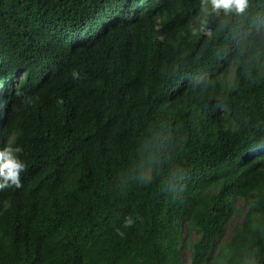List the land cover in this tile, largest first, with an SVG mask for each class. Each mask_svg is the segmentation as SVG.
Wrapping results in <instances>:
<instances>
[{
    "label": "trees",
    "instance_id": "1",
    "mask_svg": "<svg viewBox=\"0 0 264 264\" xmlns=\"http://www.w3.org/2000/svg\"><path fill=\"white\" fill-rule=\"evenodd\" d=\"M119 1L0 0V264H264V0Z\"/></svg>",
    "mask_w": 264,
    "mask_h": 264
},
{
    "label": "clouds",
    "instance_id": "2",
    "mask_svg": "<svg viewBox=\"0 0 264 264\" xmlns=\"http://www.w3.org/2000/svg\"><path fill=\"white\" fill-rule=\"evenodd\" d=\"M119 2L123 3V7L126 8L127 13L133 14L125 17L124 19H129L132 18L135 14L139 13L141 16L145 17L146 14H148L147 7L149 4L151 5V0H120ZM118 3V2H117ZM116 3V4H117ZM213 6L214 7H223V11H219L217 15L216 22L212 24L210 22L211 17L214 16H209V27H199V30H196V28L192 29V33L198 34L201 33V35H195L193 37H199L203 39V36L207 31L211 30H220L224 27L226 19L231 15L230 8H234L237 12L243 11L245 6H246V0H212ZM182 4H185L184 8V13L183 16L186 13H191L194 14V12L191 10V8L187 4V0L181 2L179 6ZM178 6V7H179ZM178 7H174L173 9H176ZM204 10L206 9V5L203 3ZM172 9V10H173ZM209 15H211L209 13ZM218 17H225V19L218 18ZM198 23H200L199 18L196 17V15L192 16L190 19V25L196 26ZM85 26V25H84ZM86 27V26H85ZM116 30L119 34V43L124 46L127 40V35L125 32H123L121 29L117 28L115 24L110 27L108 30ZM206 29V31H205ZM78 29H76L74 32L76 33ZM106 30V31H108ZM196 30V31H195ZM204 33V34H203ZM111 49H109L110 51ZM156 65L160 68L161 73H166L167 75V68L168 66L165 63V59L160 60L158 58H155ZM75 75V73L73 74ZM19 79V76L15 77L12 79V83L14 84L15 81ZM11 81H9L10 83ZM8 83V84H9ZM176 87H179L180 89V84L176 83L174 86L170 87L169 89V94L178 92L175 90ZM0 101H1V92H0ZM193 106V105H192ZM170 107V106H169ZM176 114L183 119H191L194 122H197L189 113V111H186L185 109L179 110L176 109ZM204 126V125H202ZM22 151V149L19 146L13 147V146H8L5 145L4 147L0 148V189L6 188V187H20V182H21V173L24 171L26 165L24 161L20 158L19 153ZM257 155V156H256ZM256 156L258 158H262L264 156V148L262 151L256 150L253 153L249 155V157ZM128 223H131L129 220Z\"/></svg>",
    "mask_w": 264,
    "mask_h": 264
},
{
    "label": "rangeland",
    "instance_id": "3",
    "mask_svg": "<svg viewBox=\"0 0 264 264\" xmlns=\"http://www.w3.org/2000/svg\"><path fill=\"white\" fill-rule=\"evenodd\" d=\"M241 221V218H239V219H236L235 221H234V224H237V223H239ZM227 231H226V236L227 237H229L231 234H232V230H231V227L228 225L227 227ZM184 258L185 259H188V255H187V253H185L184 254Z\"/></svg>",
    "mask_w": 264,
    "mask_h": 264
},
{
    "label": "snow or ice",
    "instance_id": "4",
    "mask_svg": "<svg viewBox=\"0 0 264 264\" xmlns=\"http://www.w3.org/2000/svg\"><path fill=\"white\" fill-rule=\"evenodd\" d=\"M237 2H239V0H237Z\"/></svg>",
    "mask_w": 264,
    "mask_h": 264
}]
</instances>
